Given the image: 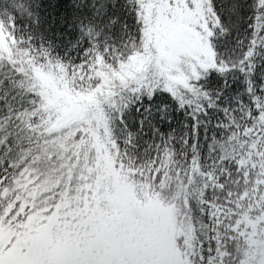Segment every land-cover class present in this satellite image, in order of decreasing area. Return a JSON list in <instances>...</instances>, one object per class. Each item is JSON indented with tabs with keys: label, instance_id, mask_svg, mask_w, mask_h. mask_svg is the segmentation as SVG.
Here are the masks:
<instances>
[{
	"label": "snow or ice",
	"instance_id": "1",
	"mask_svg": "<svg viewBox=\"0 0 264 264\" xmlns=\"http://www.w3.org/2000/svg\"><path fill=\"white\" fill-rule=\"evenodd\" d=\"M0 264H264V0H0Z\"/></svg>",
	"mask_w": 264,
	"mask_h": 264
}]
</instances>
